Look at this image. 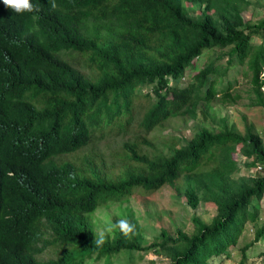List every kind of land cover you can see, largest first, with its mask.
<instances>
[{
  "label": "trees",
  "instance_id": "1",
  "mask_svg": "<svg viewBox=\"0 0 264 264\" xmlns=\"http://www.w3.org/2000/svg\"><path fill=\"white\" fill-rule=\"evenodd\" d=\"M31 2L38 11L21 15L0 0V264H112L119 256L135 264L136 254L149 251L170 264L229 258L245 224L256 223L255 202L264 196V176L234 177L233 154L239 146L248 167H264L258 135L201 129L164 143L167 154L142 148L152 145L145 135L166 121L194 119L218 94L228 96L221 69L211 63L195 70L210 50L227 49L228 65L248 58L253 104L264 108V42L252 45L264 34V19L243 20L246 0H55V10L51 0ZM143 88L152 101L138 123L143 135L123 141L108 163L78 158L95 140L127 131ZM164 186L181 191L193 210L213 203L215 216L210 223L194 218L191 236L161 230L149 242L129 220L136 226L131 238L115 230L95 247L96 210ZM263 236L264 225L237 264ZM49 248L55 256L41 260ZM260 257L264 263V252Z\"/></svg>",
  "mask_w": 264,
  "mask_h": 264
},
{
  "label": "rangeland",
  "instance_id": "2",
  "mask_svg": "<svg viewBox=\"0 0 264 264\" xmlns=\"http://www.w3.org/2000/svg\"><path fill=\"white\" fill-rule=\"evenodd\" d=\"M248 5L241 6L239 12L243 20L248 24L258 23L264 19V0H246ZM199 14L198 9L194 11ZM264 42L263 36H254L252 45L259 46ZM224 50H210L196 64L195 70L198 71L205 64H214L221 72H224L223 78L219 80L223 87H227L226 93L228 96L223 97L220 94L209 105H203L204 114L197 112L196 118L184 120L173 118L166 121L162 128H157L145 135L151 142L150 146H143L142 152L153 154L158 152L167 154L168 148L164 143H170L174 137L175 141L180 137L190 139L196 131L208 129L213 132H221L227 128L235 133L243 135L246 130L252 131L258 135L261 142L264 144V108L255 106V95L252 91L251 73L248 70L247 61L242 64L233 63L228 65L227 57ZM264 76V71L260 77ZM190 81L188 75L180 82V86H185ZM264 93V88L261 89ZM149 88H143L140 95H136L132 102V120L127 126L125 133H111L105 139L95 140L91 146H88L78 153V158H83L87 155L96 157L106 163L110 160L108 155L111 151L120 150L123 141H133L139 135H143L142 126H138L145 110L152 102L146 99V93H149ZM151 99V98H150ZM224 99V101H223ZM178 142V141H177ZM183 142V140H182ZM179 141L180 144H182ZM157 149V151H156ZM122 150V149H121ZM113 157V155H112ZM233 158L238 164L239 171L234 177H254L255 175L264 176V167L256 164L254 168L248 167L247 164L251 159L246 158L237 151L233 154ZM116 159V157H115ZM113 160V158H112ZM114 161V160H113ZM115 163V162H114ZM122 164V163H121ZM114 174L120 171L119 164L115 163ZM261 167V169H258ZM111 170V169H110ZM111 171H109L110 173ZM182 182L177 187L183 190ZM254 201L252 202V204ZM258 206V217L255 224L247 222L241 232L236 246L229 247V258L225 255L213 258L209 264H237L241 258L240 249L249 244L255 235V231L264 225V196L259 202H255ZM215 205L213 203H201L195 210L186 204L183 193L177 192L174 188L164 186L154 193H146L141 190L135 191L129 197L127 202L114 203L108 207H101L92 214V221H95L96 232L97 228L102 227L106 220H136L137 224L143 228L145 239L153 241L158 236L161 230L167 231L170 235L176 236V231L180 230L191 236L197 231V226L193 222L194 218L201 220L203 223H210L215 216ZM264 252V236L257 243L253 244L245 252L246 262L244 264H263L261 253ZM56 251L54 248H49L39 255L41 260L54 257ZM144 254V253H140ZM136 254L133 258L135 264H170V260L161 254L149 251L142 257ZM126 259L122 256L112 258V264H127ZM89 264H103V261H92Z\"/></svg>",
  "mask_w": 264,
  "mask_h": 264
},
{
  "label": "clouds",
  "instance_id": "3",
  "mask_svg": "<svg viewBox=\"0 0 264 264\" xmlns=\"http://www.w3.org/2000/svg\"><path fill=\"white\" fill-rule=\"evenodd\" d=\"M2 2L7 9L16 14L22 15L24 13H33L38 11V9L34 8L31 0H2ZM51 8L53 10L57 8L55 0H51ZM115 230H118L123 237L131 238V236L136 232V226L128 219H120L115 223H112L110 219L106 220L102 227L97 228V233L94 240L95 247L100 248L103 246V244L106 242V236Z\"/></svg>",
  "mask_w": 264,
  "mask_h": 264
},
{
  "label": "built area",
  "instance_id": "4",
  "mask_svg": "<svg viewBox=\"0 0 264 264\" xmlns=\"http://www.w3.org/2000/svg\"><path fill=\"white\" fill-rule=\"evenodd\" d=\"M258 169H261V167H258ZM264 264V263H263Z\"/></svg>",
  "mask_w": 264,
  "mask_h": 264
}]
</instances>
